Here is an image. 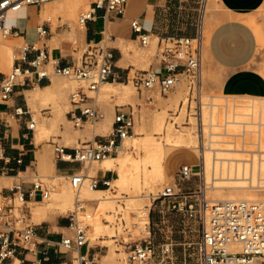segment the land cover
<instances>
[{
	"label": "built area",
	"instance_id": "1",
	"mask_svg": "<svg viewBox=\"0 0 264 264\" xmlns=\"http://www.w3.org/2000/svg\"><path fill=\"white\" fill-rule=\"evenodd\" d=\"M60 0H0V33L4 38L12 34L18 35L19 30H11L6 23L9 13L18 14L30 6L42 8L47 3ZM87 1V0H81ZM209 0H201L200 27L196 37L176 36L159 38L153 62L147 70H135L131 76L138 92L144 98L145 105L155 108L159 100L157 94L168 97L183 91L179 106L171 110L172 125L177 131L190 130L199 141V165L197 169L189 164L182 165L177 172L178 181H188L194 176L202 175L204 171L205 150L209 148L207 131L218 129L221 136L235 142L245 156L239 164L252 173H256L264 182V98L257 97H216L208 93L204 79V33L203 24L206 6ZM128 0H92L90 10L81 15L80 23L84 25L94 20L99 10L105 14L116 12L123 15ZM40 13V12H39ZM52 18L42 20L35 28L39 41H44L52 35ZM133 30L139 34L142 47L150 45V36L142 33L137 20L132 22ZM81 56L71 66H61L58 59H52L49 51L41 49L37 44L24 43L18 49L15 60L27 65L26 68L14 66L0 83V101L10 100L18 85H26L33 75L38 80H51L54 75L73 80L78 88L70 95L71 109L67 113L75 127L83 128L85 124H96L104 118L103 110L97 102L100 86L108 82L113 74L114 55L110 48L101 43H87ZM37 55L29 60L31 53ZM227 97V98H226ZM240 98V99H237ZM220 100L223 104L217 114L232 112L231 120L222 117L215 125L209 116H214L213 106ZM207 113V118H205ZM216 114V115H217ZM37 119H32L28 129L34 131ZM136 112L131 105L117 106L112 132L108 136H96L94 142L70 149L55 143V158L59 161L78 163L81 169L67 176L72 189L76 192V209L70 212V227L73 237H66L58 244L64 253L77 252V264H97L95 258L81 254L80 250L89 245L88 227L77 217L78 211L86 213L84 201L79 192L88 182L90 188L107 189L111 187L112 176L109 171L99 170L97 175L88 176L84 167L91 166L107 157L119 153L123 140L135 133ZM216 135V134H211ZM107 138V141L100 139ZM206 148V149H205ZM103 173V176H99ZM19 182L9 188L10 195L0 200V264H4L13 254L14 246L29 244L36 238V226L32 222L29 200L40 196L48 200L57 187L41 180L30 182L31 190L26 193L23 184ZM201 188L196 192L183 193L174 187H165L159 196L170 200L172 209L199 216L200 241L197 244L199 264H264V200H209ZM264 190L263 187H257ZM196 195L197 203H188L187 196ZM173 246L165 244L163 254H170ZM128 264H149L156 255V247L151 237L144 242L133 245L129 249Z\"/></svg>",
	"mask_w": 264,
	"mask_h": 264
},
{
	"label": "crops",
	"instance_id": "2",
	"mask_svg": "<svg viewBox=\"0 0 264 264\" xmlns=\"http://www.w3.org/2000/svg\"><path fill=\"white\" fill-rule=\"evenodd\" d=\"M200 1L128 0L123 15L116 12L105 14L104 10H99L94 20L87 22L85 30L82 29L84 33L82 40L86 44L89 42L105 44L114 55L113 74L110 80L100 87L98 93L100 91L104 94L113 93L122 98L129 96L131 92L129 84L131 81L128 80L127 76H131L135 70H145L150 66H147L146 59L143 57L148 49L136 48L140 41L139 34L132 28L134 20L139 22L142 33L150 36V42L152 43L159 41V38L196 37L200 27V16L198 15L195 18L194 14L189 12L188 7L198 5ZM215 2L220 7V10L219 12L214 11L212 14L218 20V23L211 32L209 43L205 50V64L206 66L214 64L222 77L219 75V80L213 82L215 85L217 83L219 92L225 96L264 98V47L262 48L261 46L264 38V32H262L264 30V0H215ZM26 10L27 13L24 15L15 14L14 29L17 28L19 34H12L9 37L24 43H34L37 46L42 44L40 48L48 50L51 58L58 59L61 66H71L76 63L78 52L69 44L71 43L69 39L78 38V36L72 35L73 27L71 24H68L69 30L63 32H53L52 27V35L50 37L44 41L37 39L35 28L42 23V17H51L49 13L54 15L55 6L52 8L47 7L46 10H44L43 6L41 9L31 10L28 7ZM62 17L56 18L60 19ZM10 18L12 16H9L8 20ZM212 21L215 23L214 18ZM204 26L205 18L203 33ZM30 29L34 31L31 34V39L28 38ZM5 46V44L0 45V61ZM16 54H13L12 65L5 62L6 66L26 68V64L15 60ZM36 55L37 53L35 52L29 54L28 59L31 60ZM3 65L4 63L0 64V83L8 75L1 67ZM54 76L56 77L53 79L52 76L51 80H38L37 76L33 75L26 85L21 84L15 88L10 100L7 102L0 101L1 199L10 195L9 188L15 184L33 182L24 180L22 175L35 173L39 168L46 169L47 172L58 179L70 176L81 169L78 163L57 160L55 154L52 160L50 146H54L55 142L48 141L46 144L43 143L51 131L59 132L60 134L57 135L58 140L70 149L77 147L75 143L78 145L86 144L89 141H94L96 136L109 135H106V133L112 127L115 115V108L113 109L109 105L101 108L105 113V118L94 125L95 131L93 128L89 131V129L85 128L86 125L80 131L71 128L70 124L72 122L68 119V112L65 113L63 107L66 106L72 85H66L58 79L57 75ZM204 79L205 84L209 85L205 76ZM210 79L212 82V75ZM175 95L177 94H170L169 98H162L157 94L160 103H158L159 108L157 111H161L165 105H168ZM51 101L58 104L56 113L54 111L44 112L40 118L37 117L35 110L41 105L40 102ZM43 110L47 111L50 108ZM145 111H147V107L144 105V108L139 110V120ZM48 114L49 116H46ZM138 117L139 115L136 120ZM32 119H37L34 131L28 129ZM134 135L135 133L131 137ZM81 138L87 139L81 142ZM100 140L107 141V138ZM171 157L166 162V174L169 178L175 176L182 165L189 164L194 166L191 163H184L171 173L169 169ZM99 170H103L101 161L97 165L86 166L83 172L88 176H95ZM103 175V173L99 174V176ZM7 183H10V186H7ZM29 183L23 184V189L26 193L32 188ZM184 183H182V186L185 187ZM176 185L179 186L177 183ZM197 186V183H188L185 189L192 191ZM95 190L104 191L106 189ZM58 193H55V195ZM41 201L40 196L29 200L31 217L42 219L36 226V238L29 244L14 246L13 256L4 264H77V252L64 253L58 247L63 238L72 237L70 234L73 229L70 227L69 215H62V213L69 211L71 207L63 210L54 202L55 200H52L45 205L47 211L42 212L40 210L43 207L37 206L42 203ZM52 208L58 209L61 214L51 213L50 210ZM114 237L110 236V238ZM164 245L161 246L162 249ZM114 251L118 253V251ZM104 252L103 246H92L90 244L80 250L81 254H87L91 259L95 258L97 264L99 258L105 263L115 264L112 259L108 258L112 253L111 248L108 254H104ZM120 258L118 263H120ZM163 262L164 260L160 261L159 264H163ZM166 264H174V262ZM181 264H187V261L185 260Z\"/></svg>",
	"mask_w": 264,
	"mask_h": 264
},
{
	"label": "rangeland",
	"instance_id": "3",
	"mask_svg": "<svg viewBox=\"0 0 264 264\" xmlns=\"http://www.w3.org/2000/svg\"><path fill=\"white\" fill-rule=\"evenodd\" d=\"M75 1H77L80 4L78 7H75V8L74 6L72 7L73 8L72 10L75 9V11H77L73 17H71L70 12H68V14H65L66 16L65 18L62 17L60 19H57L52 13H49V15L52 17L53 32L55 31L63 32L65 30H69L68 24H71L72 27L73 25H75L77 30H80V29L82 30V28H80L79 26L81 15L84 12H88L90 10V4L92 0H87V1L75 0ZM65 2H69V0H62L56 3L54 2V3L45 4L43 8L44 10H46L47 7L52 8L53 6H56V5L65 3ZM69 4H71V2H69ZM30 9L36 10L38 9V6H30ZM188 9L190 10L189 11L190 13L194 14L195 18H197L198 15L201 16L199 4L191 5L188 7ZM219 10H220V7L217 6L215 0H209L206 6V11L204 14H202V16H204L205 18L204 56H205L206 47L208 46V43H209L211 32L213 28L215 27V25L218 23V20L215 17H213L212 13L214 11L219 12ZM26 13H27L26 9L21 10L19 12L20 15H24ZM9 16H12V18L7 20L6 25L9 28L14 29L15 14L9 13L8 17ZM47 18H48L47 16L42 17V20H46ZM213 18L215 20V23H213L212 21ZM22 25H26V24H22ZM262 32H264V30ZM33 33H34L33 29H30L28 32L29 39L32 38L31 34ZM69 40L71 42L69 44L74 47V50L76 52H78V55L76 57L80 59L85 48L87 47L86 42L83 41L79 37L69 39ZM3 44L9 47H12V54H16L18 49L21 46H23L24 42L19 41V40H14L11 37L4 38L0 33V45H3ZM38 46L42 47V44ZM157 46H158V41L154 43L150 42V45L148 48L147 47L143 48L140 43L136 45V48L138 49H142V50L148 49L146 52L149 57L147 58V60H145L147 66L153 62L154 55L156 54V51H157ZM261 46L262 48L264 47V38L262 39ZM1 67L4 69V71L7 74H10L12 72V68L6 66V64H4ZM204 74L207 80L206 82L209 83V85H206L208 89V93L216 97H222V94L219 92L217 83L216 85L214 83L215 80L216 81L219 80V75L221 77L222 75L220 72L216 70L214 64H208L206 66L205 61H204ZM211 75L213 77L212 82L210 79ZM54 77L56 76H53V79ZM57 77L62 83L66 85L68 84L72 85V87L70 88L71 90L69 94H71V92H73L74 90L78 88V84L75 81L69 80L62 76H57ZM129 85L131 87V92H130V95L126 96L125 98H122L113 93L104 94L102 93V91H100V93H97V94L91 93V95L97 97V102L101 108L103 106L109 105L111 108L113 109L115 108L116 110V106L122 107V106L131 105L136 112V117L139 115L138 119L136 120V125H137L139 118H140L139 110L144 108L145 102H144V98L135 88L134 84L130 82ZM69 94H68L66 106L63 107V110L65 113L68 112L72 108L71 103H70L71 101L69 98L70 96ZM159 96L162 98H169L170 95L168 97H164L161 95ZM237 99H240V98H237ZM218 101L220 102V100ZM40 103L41 105H39L38 108L35 110L36 116L39 118L44 112L54 111V113H56L58 109V104L56 102L51 101V102H46V103L45 102H40ZM159 104L155 108H151L146 105L145 107H147V110L149 111H155V110H158ZM49 108L50 110H47V111L43 110V109H49ZM174 109L176 108L170 107L169 110L167 111L168 121L172 120L170 111ZM46 116H49V114ZM221 116H225V114ZM85 125H86L85 128L91 131L95 124L87 123ZM70 126L73 130H77V131H80V129H83V128L75 127L73 123H71ZM111 132H112V127L107 131L106 135L110 134ZM182 133H192V132L190 130L177 131L173 127V135L175 137H178ZM58 134L60 133L51 131L46 136L43 143L46 144V142L51 141L59 145H64L62 142L58 140V136H57ZM157 137H158V140L162 144L164 143L165 147H167L166 146L167 144L166 136L161 135ZM86 139L87 138H81L80 141L83 142V141H86ZM92 142L94 141H89L86 144L92 143ZM86 144L82 143L78 145L77 143H75V146L80 147ZM50 150H51V158L53 160L55 144L54 146H50ZM129 152H130V155L134 158H139V157L146 158V155H147V153L142 148V146H132L130 147ZM98 163L100 162H94L92 165H97ZM154 163L155 162L148 164L149 170L148 168L142 169L143 172L141 174V178H142L141 183H133V181L130 180L129 183L126 185L120 183L114 186L110 190V197L113 200L108 204H99L96 197L84 195V188L82 189L80 198L83 201H85L84 204L86 208V213L78 212L79 213L78 216H79L80 221H82L85 225L89 226L87 230V238L89 240V244L92 246L94 245L103 246V250L105 251L104 254H108L110 251V248L112 250V253H116L114 250L118 251V253H120L121 255V258H120V263H117V264H128L127 260L129 257L130 247L133 245H138L144 242L145 240L149 239V237H151V241L156 247V255L154 256L155 258H153L149 264H159L160 261L162 260H164L163 264L172 263V262H174V264H181L185 260L187 261V264H199L200 262L199 254L197 252V244L200 241V237H201L200 236L201 227H200L199 216L196 215V213L191 214L190 212H187V209L183 211L173 210L172 202H174L175 199L173 198L170 200L168 199L164 200V199H161L159 196L161 195L164 188L169 187V186L174 187L176 191H178V189L181 188V191L186 194L190 192L192 193L195 191L197 192L201 188V185L203 183V180H201L202 175L194 176L188 181H178L177 174L175 176H172V178H169L168 175L165 173V176L162 179L149 178V181L146 182L147 180L146 175L149 173L148 171H151L153 169ZM170 163H169V169L171 173L177 170L184 163H191L197 169L199 165L198 152H193V151L175 152L170 159ZM22 176H23V179L26 181L41 180L47 184L55 185L57 187L56 189L57 191L51 195V198L53 197L55 193L62 191L63 186L65 185V183H67L65 182L63 178L58 179L54 175L47 172L46 169H43V168H39L38 170H36L35 173H32L30 175H22ZM108 176L113 177V173H108ZM184 182L197 183L198 186L197 188H195V190L190 191L188 189H185L188 183H184ZM220 182L223 185H232V184L234 185V183H237L236 180L234 179L233 180H220ZM176 183L179 184V186L176 185ZM182 183L185 184V187L182 186ZM6 185L10 186V183H7ZM86 186H88V182L86 183ZM71 191H72L73 199H75V194L72 188H71ZM205 193L206 195H208V199L210 200L217 199L218 197L216 196V194H219V192H212V191H208V192L206 191ZM222 194H223V198L225 200H228V199H231L233 193H230L227 191V192H223ZM238 194H239L240 199H245L246 197L245 195H242V193H238ZM257 194H258L257 200H264V191L258 192ZM133 197H136L137 200L144 206L141 205V207H139L138 209L136 205H132L131 204L132 202L130 201ZM51 198L49 200L41 201L42 203L37 206L43 207L49 204V201L51 200ZM197 198L198 197L196 195L190 194L187 196L186 200L188 203L195 204L197 203L196 201ZM73 210H74V205L71 206V209L69 210V212L67 211L65 213H62V215H68ZM50 212L54 214H61L60 211L56 208H52ZM139 212L140 213L145 212L146 215H148L149 224L147 223L143 227H140V225L138 224V218L140 216ZM87 215L89 218L87 217ZM31 220L35 224H38L42 221V219H34V218H32ZM70 236L72 237L74 236V231H72ZM110 236H115V237L110 238ZM164 244H171L173 246V253L171 252L170 254H163L161 246ZM112 262L114 263L113 260ZM98 264H112V263H105L103 262L101 258H99Z\"/></svg>",
	"mask_w": 264,
	"mask_h": 264
},
{
	"label": "bare ground",
	"instance_id": "4",
	"mask_svg": "<svg viewBox=\"0 0 264 264\" xmlns=\"http://www.w3.org/2000/svg\"><path fill=\"white\" fill-rule=\"evenodd\" d=\"M69 2H71V4H69ZM69 2L56 5L54 16L55 17L63 16L65 18L66 17L65 14H68V12H70L71 17H73L77 11H75V9L72 10L73 9L72 7L73 6L74 8L78 7L80 3H78L75 0H69ZM79 26L80 28L85 30V25L83 23H80ZM72 35L78 36L81 39L84 38L83 31L81 29L77 30L75 25H73ZM143 57L147 60V58L149 57L147 52L144 54ZM204 59L206 63V55L204 56ZM5 62L11 65L13 62L12 47H9L7 45L4 47L3 52L1 54L0 64H3V63L5 64ZM183 95H184L183 91L180 90L177 93V95L172 97L169 104L165 105L162 108L161 111L147 110L144 112L141 119L138 121V124L135 126V135L132 137L129 136L125 138L126 140L125 139L123 140V145L121 146L118 155L107 157L104 160H101L102 169L104 171H111L113 173V178L110 181L111 188L106 189L104 191H97L94 188H90L89 185L88 187L85 186L86 184L85 183L82 187V189L84 188V195L96 197L99 204H108L113 200L110 197V190L114 186L120 183L126 185L129 183L130 180H132L133 183H141V179H142L141 174L143 172L142 169L148 168L149 170L148 164L155 162L153 169L151 171H148L149 173L146 175V178H147L146 182L149 181V178L162 179L165 176V173H167L166 172V162L168 158L171 157L175 152H178V151L196 152L195 150L199 147V141L197 137L193 134V132L192 133H182L178 137H175L173 135L172 121L167 120V111L169 110L170 107L177 108L179 106L180 101L183 98ZM216 102L217 103L213 106V108H215L213 110L214 116H209L210 122L217 125L221 121L222 117L227 118V120H231V117L233 115L232 112L225 113V116H221L220 114H217L219 110L221 109V106H223V104L219 102L218 100H216ZM104 118H105V113H104ZM205 118H207V113H205ZM211 134H216V135H211ZM220 134L221 132L218 129L207 131L209 148L205 150V152L206 151L207 152L205 153L204 160H203V165H204L203 190L205 189V191L207 192L208 191L219 192V194H216L218 198L212 199V200H225L223 198L222 193L228 191L230 193H233L231 199H228V200L258 201L257 193L264 191V190H260L257 187H263L264 182H261V180L258 178V175L256 173H252L248 169H244V167H242V165L239 164V162L245 158L242 152V149H240L238 145H235V142L228 141L227 139L222 137ZM161 135L166 136V141H167L166 146L167 147H165L164 143L162 144L158 140L157 136H161ZM132 146H142V148L147 153L146 158L132 157L129 152L130 147ZM61 178H63L65 182L67 183H65V185L63 186L62 191H59V193L56 195L54 194L52 198L50 197L51 200L49 202H51L52 200H55L54 202L58 206L63 208V210H67L72 206V202H73L72 200L73 196H72V191H71L72 187H70V183L67 177H61ZM233 179L236 180L237 182V183H234V185L233 184L223 185L220 182V180H233ZM82 189L79 192V197L81 195ZM238 193H242V195H245L246 196L245 199H240ZM74 194H75V199L73 203L74 205L73 211H75L76 209L77 194L75 191H74ZM206 196L208 198V195ZM130 202H132L131 203L132 205H136L138 209L142 205L137 200L136 197H133ZM40 211L42 212L47 211V207L43 206V208ZM78 214H77V217L79 218ZM147 223H148V215H146L145 212L140 213V216L138 218V224L140 225V227H143ZM120 257L121 255L120 254L117 255L116 253H111L108 256V258L112 259L115 264L118 263V260Z\"/></svg>",
	"mask_w": 264,
	"mask_h": 264
}]
</instances>
